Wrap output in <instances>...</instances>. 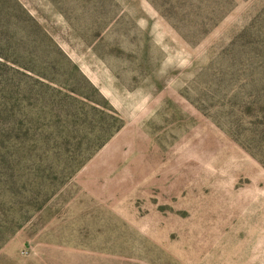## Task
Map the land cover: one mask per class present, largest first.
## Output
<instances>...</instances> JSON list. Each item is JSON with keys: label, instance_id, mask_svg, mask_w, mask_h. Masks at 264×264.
Here are the masks:
<instances>
[{"label": "rangeland", "instance_id": "obj_1", "mask_svg": "<svg viewBox=\"0 0 264 264\" xmlns=\"http://www.w3.org/2000/svg\"><path fill=\"white\" fill-rule=\"evenodd\" d=\"M0 12V264H264V0Z\"/></svg>", "mask_w": 264, "mask_h": 264}, {"label": "trees", "instance_id": "obj_2", "mask_svg": "<svg viewBox=\"0 0 264 264\" xmlns=\"http://www.w3.org/2000/svg\"><path fill=\"white\" fill-rule=\"evenodd\" d=\"M7 0H0V11ZM173 24L196 23L187 37L197 42L208 34L233 7V0H149ZM17 5L21 7L19 3ZM1 14V12H0ZM176 27V26H175ZM179 29V27H176Z\"/></svg>", "mask_w": 264, "mask_h": 264}]
</instances>
